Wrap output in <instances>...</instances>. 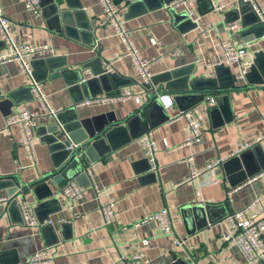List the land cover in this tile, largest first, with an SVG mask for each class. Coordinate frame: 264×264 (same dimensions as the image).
I'll use <instances>...</instances> for the list:
<instances>
[{
    "label": "crops",
    "instance_id": "obj_1",
    "mask_svg": "<svg viewBox=\"0 0 264 264\" xmlns=\"http://www.w3.org/2000/svg\"><path fill=\"white\" fill-rule=\"evenodd\" d=\"M175 1L111 0L140 55L156 60L150 65L152 77L193 68L189 81L194 78L195 90L206 94L204 102L188 109L199 118L202 129L192 148L193 166L203 170L219 164L189 179L184 161L190 154L184 146L189 129L176 115L179 107L191 101L174 103V94L158 82L152 86L156 99L143 114L106 131L87 157L80 154L86 166L77 178L84 188L78 204L72 207L56 197L59 185L73 180L78 167L21 192L22 204L36 220L32 227L22 225L17 205L18 209L3 213L0 204V264H22L39 250L52 257L48 264H115L121 256L137 254L158 264H245L239 248L222 238L230 230L226 216L255 198L259 203L251 212L262 211L259 219H264V60L229 92L215 91L227 87L236 72L234 67L216 68L217 43L257 39L251 34L243 36L239 22L234 21L238 0H220L222 13L212 9L211 0L190 1V11L184 5L169 8ZM256 1L264 11V0ZM0 7L17 43L51 50L33 59L34 75L63 121L88 120L92 127L103 124L102 117L122 121L146 101L144 97L138 105L132 99L120 100L125 93L142 95V81L127 59L110 65L114 56L125 52V46L110 27L101 24L96 0H40L37 17L21 0H0ZM183 12L190 15L184 17ZM244 16L251 27L252 14L246 8ZM227 20L236 23L234 32H229L227 25L232 22ZM209 25L211 30L201 35L200 29ZM250 48L253 53L262 50L264 41ZM5 51L0 43V54ZM189 73L181 70L172 84H182ZM27 88L28 80L16 62L0 64V199L8 197L7 181L15 182L17 177L25 184L51 172L58 160L59 153L53 155L41 138L52 116ZM162 95L170 97L171 107L159 104ZM98 96L102 102L82 104ZM207 98L215 104L207 105ZM23 110L38 114L33 167L19 145L17 127H6L8 114ZM141 136L155 144L151 170ZM162 139L168 150L163 149ZM107 201L114 203L115 222L104 226L99 204ZM162 209H167L174 237L182 246L163 236L155 221L141 223ZM48 221L51 226L46 228ZM60 221L66 225L61 227ZM145 238L149 240L146 246L141 243Z\"/></svg>",
    "mask_w": 264,
    "mask_h": 264
},
{
    "label": "built area",
    "instance_id": "obj_2",
    "mask_svg": "<svg viewBox=\"0 0 264 264\" xmlns=\"http://www.w3.org/2000/svg\"><path fill=\"white\" fill-rule=\"evenodd\" d=\"M24 8L32 15L37 17L39 15L40 0H21ZM101 8L100 22L102 25L108 26L112 29L114 35L124 44L125 52L120 55H116L109 62L110 65L114 62H118L122 59H127L131 66L136 70L143 85V94L140 96H131L130 93H125L120 98L122 101L132 99L136 104L142 105L143 98L147 94L155 93L154 87H146L150 85L152 75L150 73V65L156 60H150L143 58L140 52L133 45L130 40L128 31L124 27V22L119 16L117 8L112 4L111 0H96ZM190 1L193 0H176L174 3L168 5L169 8H174L179 5H184L187 10L190 11ZM242 3H247L258 17L259 23L264 24V11L259 7L256 0H238ZM212 9L216 12L222 13L224 5L220 0H211ZM187 13V12H186ZM188 15H190L188 13ZM229 32H234L237 29L236 23H229ZM201 35L204 32L211 30V26H207L205 29L201 28ZM264 41V34H262L257 40L245 43H234L232 41H220L217 43L219 58L217 65H223L224 67H234L236 72L234 74L235 84H239L246 80L253 64V52L251 50L252 43L257 41ZM0 43L4 48L5 54H0V64L6 62H16L19 66L22 74L28 80V87L35 99H37L46 114L55 117L58 113L53 110L48 102L47 96L43 93L41 84L35 82L32 77L31 62L35 57L43 56L47 52L51 51L47 47H35L31 45H25L17 43L12 36V27L10 21L3 15L0 7ZM150 44L154 45L155 42L150 40ZM173 55H177V52H173ZM111 69L108 68V71ZM111 72V71H110ZM103 100L98 96L90 99H86L82 102L83 105H89L93 102H102ZM158 101L164 108L172 106V100L167 95L158 97ZM207 105H214L215 100L213 98L206 99ZM38 114L29 112L26 110L13 112L8 114L6 118V127L9 129L11 126H16L19 134V145L21 146L26 158L29 160L30 165L33 167L36 165L37 158L34 148V134L37 125ZM178 119H184L189 129V135L187 136L184 146H186L190 154L184 160L189 168V179H194L205 172L213 168L217 163L207 166L203 170H196L193 166V145L199 141L202 133L201 123L199 118L192 111L186 110L179 112L176 115ZM141 145L145 152V157L150 162V166L153 169V152L155 144L147 137L141 136L139 138ZM161 145L164 150H168V144L166 139L161 140ZM83 185L78 179L69 181L64 188L56 193V197L67 201L71 206H75L81 200L83 194ZM199 196V193H196ZM8 198L0 199V204ZM22 200L16 199V205L21 210V222L22 225L32 227L35 225L36 220L31 216L29 209H25L21 202ZM258 198L252 200L242 210L231 212L226 216V220L230 225V230L222 238L224 242H232L236 245L244 256L245 264H264V219H259V215L262 211L251 212V210L258 204ZM99 211L103 218L104 226H108L115 222L114 203L107 201L99 204ZM146 221H155L163 236H169L173 238V242L176 246H182L183 243L178 238L174 237V231L170 220V215L167 209L159 210L153 214H150L141 220V223ZM63 222V221H60ZM50 224V222L48 221ZM148 239L141 241L142 245L148 244ZM51 258L46 254L45 250H39L32 253L22 264H48L51 262ZM115 264H158L151 262L144 258L142 254L133 256H121Z\"/></svg>",
    "mask_w": 264,
    "mask_h": 264
},
{
    "label": "water",
    "instance_id": "obj_3",
    "mask_svg": "<svg viewBox=\"0 0 264 264\" xmlns=\"http://www.w3.org/2000/svg\"><path fill=\"white\" fill-rule=\"evenodd\" d=\"M245 8L248 10L249 13L252 14V26H247L245 24L246 22V17L244 16V10ZM168 12L174 14V9H169ZM184 17H188L186 12L182 13ZM233 15H234V21H238L239 25L241 27L240 31L243 33L242 35L244 36L245 34H251L253 35L256 39H258L262 34H264V24H260L257 15L255 12L251 9L249 4L247 3H242L238 2L237 7L233 10ZM245 19V20H244ZM227 22H232L227 20ZM264 60V49L258 50L253 53V64L251 67V70L249 74L256 68L257 64L259 61ZM31 68H32V77L34 81L39 82L37 78H35L34 75V61L31 62ZM216 68L218 69H229L227 67H224L223 65H217ZM181 70H190V73L188 75H184V82L182 84H172L173 81L171 79L175 78L178 73ZM181 70H173L170 72H166L164 74H161L158 78H151L150 85H146V87L154 86L158 82L164 84V89L170 94H174L173 96V102L178 104V102L182 99H188L191 102L188 103L186 106L179 107V111H186L196 104L200 102L205 101L206 94H203L202 92H198L194 88V83L195 79L192 78V80L189 81V78L191 77V70H193L192 67H189L187 69H181ZM184 72V71H183ZM249 74L247 75L246 78H248ZM97 79L99 82L102 80ZM186 80V81H185ZM80 88L85 87V82L82 78H80ZM143 87V85H142ZM235 87V77L234 74L231 75L230 77V82L227 87H222L219 86L218 92H229L231 89ZM25 89V88H24ZM22 89V91H24ZM26 90H30L28 87ZM84 96L87 97L88 94H85V90L83 89ZM202 93V94H201ZM83 96V97H84ZM157 92L152 93V94H147L146 96V101L144 104L134 113L129 114L124 120L122 121H116L114 118L107 119V117H102L100 119H105L103 121V124L101 125H94L92 127L89 123L88 120H76L73 119L69 122H65L62 120L61 113H57L55 117L52 118V122L48 123L45 125V134L41 133V138L43 142L46 143V145L49 148V151L53 155H57L58 160L54 163L53 165V170L51 172H48L47 174H44L42 176L36 175V177L29 181L26 182L25 184L22 183L19 178H15L16 181H10L6 182L5 185L9 187L8 191V199L4 202V210L3 213L8 212L9 210L16 209V199H21V192H23L25 189H30L34 187L35 185L41 184L44 181L47 180H52L58 175H64V173L68 169L76 168L78 167L77 172H75V176L73 177L74 179L77 180V178L82 175V173L85 170V164H83L82 159L80 158V154L83 153L84 155H89L91 151L94 150L97 141L101 138V136L108 131L111 128L114 127H119V126H124L129 123L130 119L133 117L137 116L138 114H143L146 109L149 108V106L152 104L153 100L156 99ZM89 97V96H88ZM12 96L10 100L12 101ZM81 98L77 99L80 100ZM76 100V101H77ZM159 102V101H158ZM160 104V103H159ZM39 127V126H38ZM36 128V131H38L40 128ZM89 160H84V163H88ZM150 165H148V170H151ZM69 181L64 180L59 187L58 190H61L66 186V184ZM2 182H0L1 184ZM18 209V208H17ZM63 223V222H62ZM66 223L61 224L60 226L63 227L65 226ZM51 226L48 224L46 228ZM184 264H187L186 262Z\"/></svg>",
    "mask_w": 264,
    "mask_h": 264
}]
</instances>
